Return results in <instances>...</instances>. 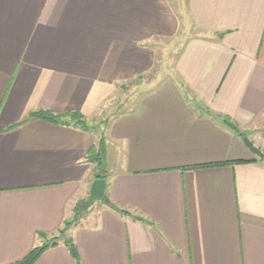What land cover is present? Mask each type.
I'll return each instance as SVG.
<instances>
[{"label": "crops", "instance_id": "crops-1", "mask_svg": "<svg viewBox=\"0 0 264 264\" xmlns=\"http://www.w3.org/2000/svg\"><path fill=\"white\" fill-rule=\"evenodd\" d=\"M185 10L0 0V264L70 222L78 260L60 240L33 264H264V157L225 125L264 155V0H186ZM188 26L196 34L168 78L106 135L90 129L124 83L152 70L155 42ZM38 111L80 114L87 130L31 117ZM110 166L104 198L75 220L96 169Z\"/></svg>", "mask_w": 264, "mask_h": 264}, {"label": "rangeland", "instance_id": "rangeland-1", "mask_svg": "<svg viewBox=\"0 0 264 264\" xmlns=\"http://www.w3.org/2000/svg\"><path fill=\"white\" fill-rule=\"evenodd\" d=\"M172 5L175 6L177 11L185 10V1L186 0H170ZM196 34V31L192 27H185L183 31L177 34L173 39H162L155 42V48L157 49V62L146 75L124 83L118 93L113 95V97L102 107L94 119L91 121L90 129H94L97 133L106 132L104 129L107 126L108 121L112 122L119 114L127 111L133 103L139 101L140 97L144 94L146 90L151 89L152 86L159 84L168 77H166L168 71L171 72L173 69L174 61L179 55L180 50L183 47V44L189 40L192 36ZM72 123V122H71ZM100 134V133H99ZM108 147V158L110 162L115 159V150ZM113 169L110 166L107 171L103 169H96V173L99 175H108V171L111 172ZM93 204H88L87 201L80 202L75 209V220L80 218L82 215L89 213V207H93ZM73 222H70L68 225H71ZM68 225L64 228L58 237H53L44 240V242H59L63 241V244L66 245V242L73 244L69 233H66ZM43 242V243H44ZM68 245V244H67ZM68 248V247H67Z\"/></svg>", "mask_w": 264, "mask_h": 264}, {"label": "trees", "instance_id": "trees-1", "mask_svg": "<svg viewBox=\"0 0 264 264\" xmlns=\"http://www.w3.org/2000/svg\"><path fill=\"white\" fill-rule=\"evenodd\" d=\"M31 117L34 118H38L41 120H45L47 122H51V123H55V124H59V123H69L72 125H78L79 128L83 129V130H87V125H86V121L83 119V117L80 114L77 113H69L66 115H54L51 112L48 111H38L35 112L33 114H31ZM72 122V123H71ZM225 125L235 131L240 137L245 136L243 133H240L237 131L236 127L232 124L229 123L227 120H225ZM93 152V151H91ZM95 153H92L94 155H92V160H95L97 162V165L102 164L103 160H104V156H105V147H104V141L103 139H100L99 143H98V147L97 149L94 151ZM223 163H216L214 165H220ZM208 166H212V164H208V165H201L198 167H208ZM197 167V166H196ZM193 167V168H196ZM97 178H105V175H99L97 174L96 176ZM68 225V223L65 224V227ZM64 230V229H63ZM62 232V231H61ZM68 244V245H67ZM55 245L54 242L48 243V242H44L42 243L40 246L35 247L34 249H32L22 260L16 262L15 264H33L38 257L49 247ZM66 246L68 247V250L70 252V254L76 259L78 260V255L77 252L73 246V244H69V242H66Z\"/></svg>", "mask_w": 264, "mask_h": 264}, {"label": "water", "instance_id": "water-1", "mask_svg": "<svg viewBox=\"0 0 264 264\" xmlns=\"http://www.w3.org/2000/svg\"><path fill=\"white\" fill-rule=\"evenodd\" d=\"M243 144L248 148V150L257 155L258 157H264L263 153L248 139L247 136L242 137ZM106 181L102 178H97L93 181L90 187V195L87 200L88 204H92L96 201L102 200L105 195Z\"/></svg>", "mask_w": 264, "mask_h": 264}, {"label": "built area", "instance_id": "built-area-1", "mask_svg": "<svg viewBox=\"0 0 264 264\" xmlns=\"http://www.w3.org/2000/svg\"><path fill=\"white\" fill-rule=\"evenodd\" d=\"M261 149H262V151H264V143L262 144Z\"/></svg>", "mask_w": 264, "mask_h": 264}]
</instances>
